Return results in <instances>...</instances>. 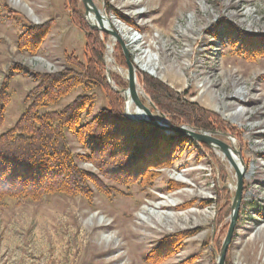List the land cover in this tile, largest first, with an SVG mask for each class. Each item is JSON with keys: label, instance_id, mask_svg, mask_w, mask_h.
<instances>
[{"label": "rangeland", "instance_id": "374dc122", "mask_svg": "<svg viewBox=\"0 0 264 264\" xmlns=\"http://www.w3.org/2000/svg\"><path fill=\"white\" fill-rule=\"evenodd\" d=\"M92 1L120 28L114 27L138 71L136 87L147 107L151 102L142 75L226 124L224 131L212 132L234 138L244 179L225 264H264V57L248 62L236 53L247 38L264 40V0ZM75 7L84 17L80 0ZM72 8L67 0H0V90L4 87L8 95L0 135L28 108L27 95L39 84L38 75L67 69L79 73L72 60L87 64L85 34L73 25ZM49 21L52 26L33 55L18 48V38L30 26ZM94 32L105 48L101 72L122 95L127 68L115 49L118 44L106 57L111 37ZM83 95L93 98L84 122L107 107L101 85L85 82L48 110L58 111ZM190 142L179 146L170 168L156 171L159 177L148 189L126 190L105 181L118 193L102 196L93 190L89 202L61 195L37 202L0 200V264H146L147 254L163 239L180 234L186 235L182 247L163 264H215L230 214L218 225L216 217L224 204H230L231 213L235 172L217 151ZM68 143L74 156L88 152L69 134ZM76 163L97 174L89 162ZM174 184L180 187L169 191Z\"/></svg>", "mask_w": 264, "mask_h": 264}, {"label": "trees", "instance_id": "16d2710c", "mask_svg": "<svg viewBox=\"0 0 264 264\" xmlns=\"http://www.w3.org/2000/svg\"><path fill=\"white\" fill-rule=\"evenodd\" d=\"M67 1L73 6L70 10L73 25L85 34L87 64L83 66L72 60L71 64L79 69V73L67 69L57 74L38 75L39 84L27 95V100H30L28 108L11 130L0 135V200L37 202L52 195H61L81 196L89 202L93 190L102 196L110 191L118 193L105 181L126 190L133 186L148 189L159 177L156 171L170 168L179 146L189 141L125 117L122 95L107 84L101 72L104 68L103 42L98 33L88 28L83 15L76 10L78 0ZM51 26L50 21L42 26H30L18 38V48L28 49L27 52L33 55L46 34L45 30ZM115 49L120 54L122 66L126 67L120 46L116 45ZM236 53L248 62L264 57L263 37L247 38ZM14 71L19 72L20 69ZM142 79L144 95L172 126H185L204 132L225 130L226 124L214 114L197 105L182 103L162 83L146 75H142ZM85 82L97 83L105 92L107 107L94 118L87 122L83 120L92 109L93 98L90 95L79 96L58 111L48 110ZM7 100L8 95L2 87L0 125ZM231 132L234 134V129ZM68 134L88 152L83 156H74ZM201 148L208 152L210 150L205 145ZM76 160L89 162L97 174L80 169ZM178 187L180 185L174 184L169 191ZM229 214L230 204H224L216 217V225ZM185 238V234H180L163 239L147 254L145 263L163 264L176 255Z\"/></svg>", "mask_w": 264, "mask_h": 264}, {"label": "water", "instance_id": "95a60500", "mask_svg": "<svg viewBox=\"0 0 264 264\" xmlns=\"http://www.w3.org/2000/svg\"><path fill=\"white\" fill-rule=\"evenodd\" d=\"M83 8H84V17L88 24V27L92 31H98L102 32L109 37H111L115 43H117L122 51V54L125 59V64L127 68V88L123 90L122 95L125 101V115H126V94L129 96L130 103L134 106V109L139 112L141 117H127L132 122L135 123H141V124H147L150 126L155 127L158 130L164 131L166 133H172L176 134L180 137L186 138L191 142L197 143L198 145H205L207 147L212 148L213 150L221 153L223 157L226 159L228 164L232 167V169L235 172V190L234 195L231 201V213L229 216V224L227 228V232L225 235V238L221 244L219 254L216 257L215 264H225V258L227 254V250L229 248V245L232 242L234 232H235V225H236V219L238 216V211L242 199V191H243V179H244V166L242 164V161L240 159V153L238 150L234 149L232 145L233 137L228 134H223L220 132H204L201 130L196 129H188L187 127L180 126V127H174L171 124L168 123L166 117L164 115H159L156 111V108L152 105V103L148 102V105L150 107H147L144 103H142L140 94L137 90V77H136V68L132 61L129 59V51L124 43V40L122 36L117 33L113 28H106L103 25L104 19L106 20L107 17L102 10L100 12L94 5L92 0H80ZM92 15L94 17V20L96 22V25H90L87 21V16ZM108 83L111 82L109 75H106ZM142 94V92H141ZM143 95V94H142ZM145 97V96H144ZM154 111L156 114H158V117L154 115L152 112ZM217 137H224L230 141V144H226L225 142L219 140ZM237 160L239 167L234 163V160Z\"/></svg>", "mask_w": 264, "mask_h": 264}, {"label": "bare ground", "instance_id": "6f19581e", "mask_svg": "<svg viewBox=\"0 0 264 264\" xmlns=\"http://www.w3.org/2000/svg\"><path fill=\"white\" fill-rule=\"evenodd\" d=\"M87 21L89 22L90 25H96L94 17L91 14L89 16H87ZM103 25L106 28L109 27V28H113L114 29V27H116V29L118 31H120V28L118 27L117 23H115L113 20L110 21V19L108 17H107L106 20L104 19ZM114 43H115L114 40L111 38L110 43L108 42V45H107V48H106L107 49V56L106 57H110L112 55L113 48H114V45H115ZM106 62L109 63L110 59L107 58ZM140 68L145 70V71L147 70L145 66L144 67L140 66ZM149 72H151V71H149ZM126 114H127V116H129L131 118H135V117H139L140 118L141 117L139 112H137L134 109V106L130 103L129 96L127 94H126ZM217 154L220 156V158L223 157V155L221 153L218 152ZM233 160H234V163L239 167L237 160H235V159H233Z\"/></svg>", "mask_w": 264, "mask_h": 264}]
</instances>
